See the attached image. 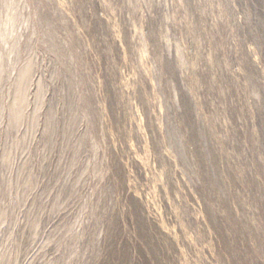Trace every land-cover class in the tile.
I'll list each match as a JSON object with an SVG mask.
<instances>
[{
    "label": "rangeland",
    "instance_id": "374dc122",
    "mask_svg": "<svg viewBox=\"0 0 264 264\" xmlns=\"http://www.w3.org/2000/svg\"><path fill=\"white\" fill-rule=\"evenodd\" d=\"M0 264H264V0H0Z\"/></svg>",
    "mask_w": 264,
    "mask_h": 264
}]
</instances>
